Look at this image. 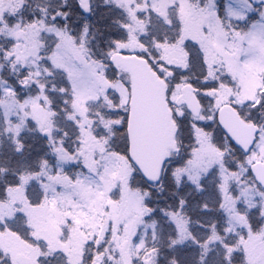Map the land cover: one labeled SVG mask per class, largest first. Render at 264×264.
Wrapping results in <instances>:
<instances>
[{
	"label": "snow or ice",
	"instance_id": "obj_1",
	"mask_svg": "<svg viewBox=\"0 0 264 264\" xmlns=\"http://www.w3.org/2000/svg\"><path fill=\"white\" fill-rule=\"evenodd\" d=\"M85 2L83 11L90 13L91 5ZM103 2L107 5L109 0ZM111 2L125 15V20L112 22L128 38L110 37L102 57L91 53L87 27L79 38L66 33V42L58 35L50 50L41 40L30 53L16 55L12 49L21 46L19 39L9 49L0 48L13 66L19 62L23 69H16L17 79L12 83L0 80V135L17 155L31 148L25 132L33 133L32 142L39 140L44 149L34 158L35 167L25 164L19 170L13 168L16 179L0 184V207L24 215L25 209L44 210L54 200L49 186L55 192L65 183L82 184L98 175L89 167V159L97 164L109 155L129 160L127 152L112 148L116 133L127 131L123 117L112 119L118 109L109 96L121 76L116 64L119 57L132 55L144 60L164 84L166 95L170 89L191 88L200 110L191 109V120L181 112L173 121L183 139L173 137L157 156L151 174L134 166L133 175L141 182L143 194L138 197L132 231L122 240L118 229L115 239L86 240L77 253L59 228L54 237L58 247L51 246L47 236L23 239L20 230L13 232L4 219H0V234L17 235L33 250V264H55L61 256L63 264H264V259L249 260L247 251L249 241L264 245V121L258 117L264 116V88L245 102L243 109L234 108L231 100L227 104L250 130L246 138H241L221 120L219 109L204 110L200 104L209 99L210 92L228 85L225 73L217 75L214 70L213 78H206L202 42L183 31L184 7L188 3L199 6V0ZM245 2L264 18V11L253 8L259 0ZM170 9L176 14H170ZM216 15L219 19V5ZM153 18L159 21L158 26L152 24ZM150 29H156L158 35H150ZM232 31L239 33L235 28ZM201 35H207L203 28ZM170 50L184 58L183 65L167 59ZM158 67H167L168 76ZM193 71L199 72L198 79L188 78ZM58 76L60 81L56 83ZM101 98L112 106L104 112L92 111L89 102H100ZM119 110L127 112V105ZM100 127L105 133L98 135ZM40 151L38 147L36 152ZM69 168L75 170L70 173ZM5 171L0 167V173ZM169 182L172 188L165 196ZM64 227L71 231L67 222Z\"/></svg>",
	"mask_w": 264,
	"mask_h": 264
},
{
	"label": "rangeland",
	"instance_id": "obj_2",
	"mask_svg": "<svg viewBox=\"0 0 264 264\" xmlns=\"http://www.w3.org/2000/svg\"><path fill=\"white\" fill-rule=\"evenodd\" d=\"M221 2L224 3V14L222 16L219 13L220 18L217 19L216 5H220ZM199 3L201 6L199 13L192 6L196 5L195 3H188L184 7L183 31L202 42L204 59L207 63V79L213 78L214 70L217 75L224 71L237 83L236 88L218 87L215 92L208 94L209 99L201 101V105L204 110H216L222 105H227L231 100L234 108L243 109L245 102L256 96L260 88H264V18H261L258 12L249 9L245 0H199ZM108 5H113L111 0L107 5L103 0L101 3L93 2L92 9ZM260 10L264 11V9ZM8 11L4 1L0 0V33L11 44L16 39L21 40V46L12 49L16 55L24 56L30 53L33 45L38 46L39 41L44 38L49 41L48 50L56 43L58 35L66 42L62 23L47 19L43 10L30 7L21 11L20 7H15L10 9L11 13ZM169 11L172 15L176 14L172 13V9ZM5 14L7 16L4 19ZM29 15L31 18L28 17ZM243 16L251 19L252 23L241 37L239 33L232 31L231 24L243 23L245 21L242 19ZM11 20L16 21L12 23ZM152 21L156 23L153 25H159L157 19L153 18ZM79 24L77 23L75 30L77 38L84 34V29L87 27L85 23H82L84 27ZM202 28L207 33L206 36L201 35ZM87 29L88 34L89 27ZM66 52L71 55L70 47L66 46ZM167 59L175 64L183 65L184 63V58L179 56L175 50H170ZM16 69H20L19 62L15 65ZM20 70L23 71V69ZM157 70L163 71L165 76L169 74L167 67L162 69L158 67ZM0 73H2V67H0ZM196 73L198 75L194 79H198V71H193L189 77ZM59 81L58 76L55 82L59 83ZM225 83L227 85L230 81L225 80ZM180 89L181 87L175 90L170 89L169 104L173 107L177 118L183 112L191 120L192 117L186 113L183 106ZM109 96L112 105L119 110L124 104H128L129 90L126 84L119 79L115 82L114 90L109 91ZM97 103L89 102L88 107ZM112 105L104 101L102 107L94 109L104 112ZM97 134L102 133L98 131ZM119 141L120 146H123L122 135L119 136ZM4 147L12 157L19 156L10 151L11 145L5 138ZM52 163L55 164V161ZM87 163L91 169L98 172V175L90 176L82 184L69 186L65 183L63 188H58L55 192L49 186L50 195L54 196V200L49 201L46 209H25L27 215H24L22 212H11L9 207H0V219L6 220L13 232L20 230L19 235L23 239L30 240L23 229L30 228L33 232L32 236H47L53 247L59 246L54 237L57 234L56 230L62 229L65 236L70 238L72 248L77 253L86 240L115 239L118 229L122 240L132 231L133 219L139 205L138 197L141 196L138 190L128 188V183L133 178L131 164L117 155L104 156L99 159L98 164L93 159H89ZM71 169L67 171L71 173ZM31 190L30 186V193ZM180 191L183 192L184 189ZM20 206V204L16 205V207ZM64 222L70 226V232L64 227ZM247 251L249 260L264 259V245L255 240L249 241ZM20 255L29 256L32 261L33 250L22 243L17 235L7 232L0 234V258L6 256L14 264L15 257ZM63 262V256L55 260V264H63Z\"/></svg>",
	"mask_w": 264,
	"mask_h": 264
},
{
	"label": "water",
	"instance_id": "obj_3",
	"mask_svg": "<svg viewBox=\"0 0 264 264\" xmlns=\"http://www.w3.org/2000/svg\"><path fill=\"white\" fill-rule=\"evenodd\" d=\"M77 2L81 13L89 16L91 12L83 11L87 6L85 0H77ZM87 2L90 3V0ZM259 3L264 5V0H259ZM116 64L130 78V104L126 131L129 159L141 171L151 174L157 156L176 134L166 104L165 86L144 60L134 56H123L117 58ZM182 93L189 112L193 115L191 109L199 111L200 107L192 95L191 88L184 87ZM220 118L241 138L248 136L250 130L241 124L231 108H221ZM16 261L19 264H30L28 259L23 257L17 258Z\"/></svg>",
	"mask_w": 264,
	"mask_h": 264
},
{
	"label": "trees",
	"instance_id": "obj_4",
	"mask_svg": "<svg viewBox=\"0 0 264 264\" xmlns=\"http://www.w3.org/2000/svg\"><path fill=\"white\" fill-rule=\"evenodd\" d=\"M94 2L101 3L102 0H93ZM5 4L8 5V8L14 9L15 7H20V10H25L26 8L29 9L30 7H37L44 11V15L47 19H52L53 16H56L57 19L54 22L62 23V26L66 33H70L72 36L75 37V30L79 25L85 23L87 27H89V32L87 34L88 39V47L91 49V53L95 57L103 56L104 53L107 51L109 46V38L115 37L117 39L126 40L127 34L120 30L119 25L113 23L114 20H125V15L118 9L114 7V5L102 6L99 8H94L92 11V15L90 18H84L81 16L76 0H49V1H42V0H5ZM100 5V4H99ZM55 12V14L53 13ZM11 13V11H10ZM39 14V13H38ZM30 17V15L28 16ZM31 18V17H30ZM16 20H11L12 23H15ZM249 21L244 24V29H246L247 24ZM81 27H84L82 25ZM44 44L47 46L49 41L44 38L42 40ZM10 42L6 41L2 34H0V48L9 49ZM96 54V55H95ZM0 66L2 67V73H0V79L6 80L8 83H12L14 80L17 79V72L15 70V66L12 64L11 59H7L4 57L2 53H0ZM120 80L127 85V77L121 73ZM104 101L100 102V104L96 107H91L92 111H96L94 108L102 107ZM98 108V109H99ZM99 111V110H97ZM102 110H100L101 112ZM259 118L264 121V116H260ZM123 117L126 124V112L118 110L116 115L112 117V119H118ZM178 127V125H177ZM100 131L102 134L105 133V129L100 127L97 129V133ZM33 133L25 132V136L28 137L26 140V144H31V148L25 149L24 155H19L18 157H12L8 151L4 147V138L0 135V141H3V148H0V167L6 168L4 173H0V184L5 182H12L16 179L13 175L12 169L19 168L22 165H30L35 167L33 160L36 156H39L43 151L42 144L39 140L35 143L32 142ZM99 135V134H98ZM122 135L124 139L123 146H120L119 136ZM183 139V135L178 133L177 141ZM40 148V152H36L37 148ZM112 148L118 150L119 152H127V144H126V135L124 133H116L115 139L112 142ZM28 152H31V155H26ZM10 157V159H9ZM141 182L138 178H133L130 183H128L129 189H136L142 195V190L140 188ZM172 188L171 183L169 182L165 185V192L163 195H168V190ZM183 194L182 191H180ZM155 196V192L153 193ZM0 199H3V193L0 192ZM163 203V201H160ZM27 234L30 233V230H26ZM1 262L5 263V259L1 260Z\"/></svg>",
	"mask_w": 264,
	"mask_h": 264
}]
</instances>
